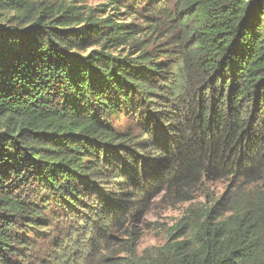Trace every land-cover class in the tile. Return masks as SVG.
<instances>
[{
    "label": "trees",
    "instance_id": "trees-1",
    "mask_svg": "<svg viewBox=\"0 0 264 264\" xmlns=\"http://www.w3.org/2000/svg\"><path fill=\"white\" fill-rule=\"evenodd\" d=\"M218 182L189 241L112 249ZM0 264H264V0H0Z\"/></svg>",
    "mask_w": 264,
    "mask_h": 264
},
{
    "label": "rangeland",
    "instance_id": "rangeland-1",
    "mask_svg": "<svg viewBox=\"0 0 264 264\" xmlns=\"http://www.w3.org/2000/svg\"><path fill=\"white\" fill-rule=\"evenodd\" d=\"M60 1L73 2V4L85 8L99 7V5L106 3V0ZM159 24L165 27L162 22ZM225 188V182L209 184L203 192L194 194L193 199L187 202H179L171 198L166 199L163 196L155 198L140 219L133 223L135 234L131 237L123 236L122 238L115 235L112 240L114 244L112 249L116 251L125 249V244H128L135 247L137 258H143L147 261L160 259L167 243L190 240L189 227L197 221V214L211 208L217 201L221 200ZM194 212H196V216H192ZM119 257L129 258L131 256L122 252Z\"/></svg>",
    "mask_w": 264,
    "mask_h": 264
}]
</instances>
